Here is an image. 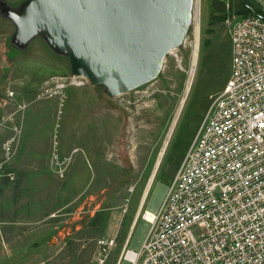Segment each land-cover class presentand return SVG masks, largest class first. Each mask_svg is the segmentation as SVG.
Returning a JSON list of instances; mask_svg holds the SVG:
<instances>
[{"label": "rangeland", "instance_id": "374dc122", "mask_svg": "<svg viewBox=\"0 0 264 264\" xmlns=\"http://www.w3.org/2000/svg\"><path fill=\"white\" fill-rule=\"evenodd\" d=\"M25 1L0 0V264H130L131 231L139 250L144 211L160 208L228 77L232 21L264 13V0H195L158 75L114 96L89 80L56 88L71 75L68 55L41 33L17 45L1 11Z\"/></svg>", "mask_w": 264, "mask_h": 264}, {"label": "built area", "instance_id": "2783aa9c", "mask_svg": "<svg viewBox=\"0 0 264 264\" xmlns=\"http://www.w3.org/2000/svg\"><path fill=\"white\" fill-rule=\"evenodd\" d=\"M229 36L228 77L160 208L144 211L150 226L139 250L126 244L130 264H264V13L236 17ZM86 82L71 73L56 88Z\"/></svg>", "mask_w": 264, "mask_h": 264}, {"label": "water", "instance_id": "95a60500", "mask_svg": "<svg viewBox=\"0 0 264 264\" xmlns=\"http://www.w3.org/2000/svg\"><path fill=\"white\" fill-rule=\"evenodd\" d=\"M195 0H26L7 5L13 41L25 46L36 34L69 58L70 72L102 84L114 96L160 72L165 56L188 34Z\"/></svg>", "mask_w": 264, "mask_h": 264}, {"label": "bare ground", "instance_id": "6f19581e", "mask_svg": "<svg viewBox=\"0 0 264 264\" xmlns=\"http://www.w3.org/2000/svg\"><path fill=\"white\" fill-rule=\"evenodd\" d=\"M194 12H195V11H194ZM189 83H190V82L188 81V83H187L188 86H189ZM157 162H158V161H157ZM149 187H150V182H148V185H147L146 190H145V192H144V195H143V198H142V202H141V203H143L145 197L147 196L148 191H149ZM147 216L150 217V216H151L150 213L147 214Z\"/></svg>", "mask_w": 264, "mask_h": 264}, {"label": "crops", "instance_id": "0c3cea01", "mask_svg": "<svg viewBox=\"0 0 264 264\" xmlns=\"http://www.w3.org/2000/svg\"><path fill=\"white\" fill-rule=\"evenodd\" d=\"M145 198H146V197H145ZM144 202H145V201H144ZM143 205H144V203H143ZM141 206H142V205H141ZM146 210H148V209H146ZM149 211H150V210H149ZM151 212H152V211H151ZM137 221H138V219H137ZM137 221H136L135 224H134L135 226H136V224H137ZM135 226H134V227H135ZM132 233H133V230L131 231V233H130V235H129V241L127 242V247H128V244H129V242H130V240H131L130 238H131ZM144 237H145V236H144Z\"/></svg>", "mask_w": 264, "mask_h": 264}, {"label": "trees", "instance_id": "16d2710c", "mask_svg": "<svg viewBox=\"0 0 264 264\" xmlns=\"http://www.w3.org/2000/svg\"><path fill=\"white\" fill-rule=\"evenodd\" d=\"M244 6L247 7L246 4H244ZM251 13H253V12H251ZM229 53H230V50H229Z\"/></svg>", "mask_w": 264, "mask_h": 264}]
</instances>
